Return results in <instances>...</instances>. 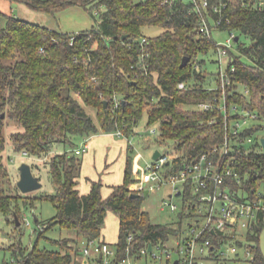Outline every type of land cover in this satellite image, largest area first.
I'll list each match as a JSON object with an SVG mask.
<instances>
[{
    "label": "trees",
    "instance_id": "obj_1",
    "mask_svg": "<svg viewBox=\"0 0 264 264\" xmlns=\"http://www.w3.org/2000/svg\"><path fill=\"white\" fill-rule=\"evenodd\" d=\"M20 1L40 10H64L73 5L84 6L92 14L101 6L105 10L100 13L98 25L74 34L51 30L0 11V212L8 221L13 218L14 229L22 235V208L34 209L37 202L48 200L54 203L57 215L44 221L35 219L37 239L55 226L77 235V238L53 240L56 249L39 248L37 244L26 248L17 237L16 244L5 248L10 252V260L0 264H82L83 259H78L83 257L80 241L106 242L102 240V231L109 211L119 217L120 233L118 243L113 246L117 249L113 264H127L130 259L141 258V250L148 249L150 244L170 247L173 238L183 236L182 225L155 223L143 209L145 195L130 189L138 182L130 155L123 184L112 186L108 197L102 194V181H92L88 193L80 192L83 158L74 152L79 146L77 141L118 132L129 139L146 116L148 128H157V143L174 141L172 151L178 154L174 160L177 171L185 159L193 162L220 145L225 136L223 111L187 108L213 102L221 95L220 90H209L211 86L206 84L210 76H215L219 83L218 74L210 75L206 60H199L200 55L216 52L213 35L201 34L203 15L212 31L211 21L222 18L215 28L238 32L250 40L248 44L240 43L241 36L238 41L235 39L237 54L229 49V69L232 65L236 67L228 92L229 104L257 113V121L264 123L261 0H212L211 6L202 12L192 1L183 0ZM220 2L226 6L215 12L213 5ZM148 26H160L164 31L150 38L143 34ZM123 35L127 38L123 39ZM145 53L148 55L144 56ZM184 56H190L191 60L181 67ZM182 82L186 83V89L179 87ZM240 87L249 90L248 96L240 92ZM116 98L120 99L118 109H115ZM88 109L96 111V118ZM12 127H17L9 137L14 149L45 160L43 165L49 168L55 186L53 194L29 197V193H22L12 181L5 156L8 142L5 130ZM259 131H264V124L247 128L244 135L254 137ZM68 145L72 146L70 151L66 150ZM56 146H63L64 152L54 153ZM263 148L261 140L256 138L249 148L237 153L236 170L251 194L264 190ZM132 150L129 141L128 154ZM31 166L41 171L36 162ZM35 175L41 180V174ZM134 193L141 196L133 197ZM186 206L187 203L182 219H194V209ZM263 226L261 219L246 232L253 243L251 264H264L259 245ZM206 239L211 240L210 258H218L217 250L224 246L219 236L207 231L201 241Z\"/></svg>",
    "mask_w": 264,
    "mask_h": 264
},
{
    "label": "rangeland",
    "instance_id": "obj_2",
    "mask_svg": "<svg viewBox=\"0 0 264 264\" xmlns=\"http://www.w3.org/2000/svg\"><path fill=\"white\" fill-rule=\"evenodd\" d=\"M183 1L186 3L191 2V0ZM99 9L100 10H93L92 14L91 11L84 6L73 5L64 10L51 11L36 9L29 3L20 0H0V11L3 13L14 15L21 20L28 21L42 27H47L51 30L71 34L91 30L94 26L98 25L101 20L100 13L104 12L105 8L101 6ZM97 11H99V13ZM211 22L212 25H214V21ZM163 31L164 29L160 26H148L143 29V34L152 38L160 35ZM212 35L216 44L221 45H227V40L230 37L227 31L219 30L215 27L213 28ZM235 35L239 37L241 36L240 43H250V40L247 37L240 35L238 32H235ZM237 44L238 43L236 42L233 43V47L231 49L234 54H237ZM202 59L206 60L205 66L210 75H216L220 72V66L215 62L217 59L216 54L211 52L207 55H200L199 60ZM230 59L231 55L224 62L223 70L225 72L229 70ZM206 84L214 88L217 86L218 82L215 80V76H210ZM240 92L248 96L244 87H240ZM219 102L220 106H225L224 99L221 98ZM187 108L196 111L198 110L196 105L188 106ZM88 110L93 117L96 118V111L92 109ZM263 124L264 123L262 121L253 120L248 124V127H255ZM153 128L156 127L151 126L148 128L147 118L145 116V118H143L137 126L135 130L136 134L131 136L129 139L116 133L90 136L87 139L91 146L89 149L90 155L89 153L81 155L84 161L80 176V191L88 192L92 181H102L104 185L102 194L104 197H108L112 191V186L123 184L126 161L128 155H130L132 157L134 177L138 181L137 184L132 186L130 189L138 192L137 188H142L140 184L144 171L148 165L153 162L154 152L156 150H159L161 153L172 152V148H174L175 145L172 140H168L162 144L157 143V135L150 132ZM15 130H17V127L5 130L8 140L5 156L11 171L12 181L14 184H17L19 181L20 166L23 163L32 164L36 162L42 168L41 171H33L34 174H41L42 188L27 195L32 197L33 195H39L41 193L53 194L55 192V186L51 181L49 168L43 165L45 160L26 156L23 152H18L14 149L13 143L9 137ZM256 138L259 139V141L264 138V131L257 132L254 136V140H256ZM82 141L79 139L77 144L81 145ZM129 141L133 147L130 154H128ZM71 149L72 146L70 145L66 147V150L68 151ZM54 150V153H56L64 152L65 149L63 146H56ZM150 186L151 184L145 189L149 190V194L144 196L143 209L150 213L152 221L162 224H181L182 232L184 233L182 238L184 236H190V223L191 225H195V220L193 218L182 219L181 209L183 207L184 197L174 195L171 198L170 195L173 190V186L171 184H164L161 186L156 185L153 186L152 189ZM164 200H169L177 204L179 209L174 212L169 207H163ZM22 214L24 222L22 225V235H19V232L14 229L15 226L13 218L10 217L8 221L7 217L0 212V261L10 260V252L5 251V248L8 247V245L16 244L17 237L26 248H32L37 244L39 248L49 249H56V246L52 244L53 240L77 238L74 231L61 229L58 226H55L49 229L44 237L39 240L37 239L35 234V218H38L40 221H44L52 219L57 215V210L54 203L51 201H39L36 203V208L34 209H26L23 207ZM119 233V217L116 213L109 211L102 231V240L114 246L118 243ZM177 240L174 238L171 240L169 243L171 248H175L177 246ZM179 240H181V237ZM252 244L253 243L248 239L247 233H241V237L237 240H234L229 245H224L223 247L218 248V258L209 257L200 261L199 264H251L250 262L253 259V252L250 246ZM259 245L264 254V226L259 233ZM84 246L85 243L81 240L80 248L83 250ZM178 257L179 255L174 251L172 260L175 261ZM81 258L83 259V257H79L78 259L81 260ZM127 264H167V261L166 258H164L163 261L153 259L151 255L147 254L136 260L130 259Z\"/></svg>",
    "mask_w": 264,
    "mask_h": 264
},
{
    "label": "built area",
    "instance_id": "obj_3",
    "mask_svg": "<svg viewBox=\"0 0 264 264\" xmlns=\"http://www.w3.org/2000/svg\"><path fill=\"white\" fill-rule=\"evenodd\" d=\"M195 8L202 12L211 6L212 0H191ZM224 2L213 5L215 12H221L226 5ZM264 5V0L260 1ZM222 22V18L214 21V27ZM201 34L212 36L211 25L208 18L203 15ZM230 37L227 45L216 44L217 62L220 66L218 73L219 83L216 87H210L209 90H220L221 95L215 97L213 102H201L196 105L198 110L210 111L220 110L225 115V136L224 141L203 153L197 160L188 162L185 159L183 165L177 171L175 170L174 160L178 154L175 152L161 153V156L149 164L144 171L141 186L137 188L138 192L143 191L150 184L161 186L171 184L173 186L170 197L177 196L178 192L184 197L183 207L194 209L195 225H191V235L181 237L177 240L175 248L155 245L152 250L142 249L140 256L151 255L153 259L171 261L175 264H199L203 259L211 256V240L201 241V238L207 231H212L219 236V242L223 245H229L234 240L241 237V233L253 229L261 219H264V190L251 194L244 188V182L236 167L239 166L237 153L243 148H249L254 143L253 136L244 135L248 124L253 120H258V114L246 110L239 105L229 104V87L233 84V76L236 72L234 65L228 71L223 70L224 62L230 56L229 49L235 43L236 35L234 31H228ZM75 37L72 38L74 41ZM143 43L147 41L144 38ZM145 53L144 56H147ZM181 89H186V83L179 84ZM249 94V90H246ZM224 99L225 106H220V99ZM120 99L116 98L115 109H118ZM241 114H240V113ZM157 134V128L150 131ZM122 135L121 132L117 133ZM89 150V142L83 141L81 145L75 148L77 155H83ZM29 156L27 152H23ZM238 186V189L235 188ZM191 196V198L188 197ZM186 197L189 199L186 200ZM163 207H169L172 211L179 209L178 205L164 200ZM29 224V223H28ZM184 234V233H183ZM133 235L129 236L132 241ZM1 243V240H0ZM174 251L179 255L178 259L173 261ZM159 252V253H158ZM117 256V249L107 242L93 239L85 242L83 247L82 264H113ZM122 264H126L123 262Z\"/></svg>",
    "mask_w": 264,
    "mask_h": 264
},
{
    "label": "water",
    "instance_id": "obj_4",
    "mask_svg": "<svg viewBox=\"0 0 264 264\" xmlns=\"http://www.w3.org/2000/svg\"><path fill=\"white\" fill-rule=\"evenodd\" d=\"M123 39L127 38V35H123ZM236 40H239V36L236 37ZM191 58L190 56H184L181 67L187 66V64L190 62ZM108 106V102L105 101V107ZM3 117H5V113L3 114ZM261 143L264 147V138L261 139ZM161 156V152L159 150H156L153 154V159L157 160ZM17 185L22 193H31L34 191H37L42 188L41 180L38 176L34 174L33 168L31 164L23 163L20 166V179L17 182ZM149 194V190H144L143 195L147 196ZM181 195V192L177 193V196ZM133 197H139L141 194L134 193L132 194ZM36 219V218H35ZM15 220L17 221V225H20L21 221L19 219V216L15 214ZM153 248V244L149 245L148 250L151 251ZM179 261L176 260L175 264H178Z\"/></svg>",
    "mask_w": 264,
    "mask_h": 264
},
{
    "label": "crops",
    "instance_id": "obj_5",
    "mask_svg": "<svg viewBox=\"0 0 264 264\" xmlns=\"http://www.w3.org/2000/svg\"><path fill=\"white\" fill-rule=\"evenodd\" d=\"M100 135V134H99ZM97 136H98V134H97ZM90 144H89V149H90ZM87 153H89V155H90V152H89V150L85 153V154H87ZM87 157H88V155H87ZM83 161H84V159H83ZM79 185H80V178H79V184H78V188H79ZM90 189H91V187H90ZM80 190V189H79ZM90 191V190H89ZM88 191V192H89ZM81 193L83 192V194H86V193H88L87 191H80ZM106 197V196H105Z\"/></svg>",
    "mask_w": 264,
    "mask_h": 264
}]
</instances>
